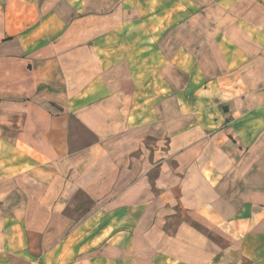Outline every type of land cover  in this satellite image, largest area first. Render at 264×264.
<instances>
[{
    "label": "crops",
    "instance_id": "0c3cea01",
    "mask_svg": "<svg viewBox=\"0 0 264 264\" xmlns=\"http://www.w3.org/2000/svg\"><path fill=\"white\" fill-rule=\"evenodd\" d=\"M0 264H264V0H0Z\"/></svg>",
    "mask_w": 264,
    "mask_h": 264
}]
</instances>
